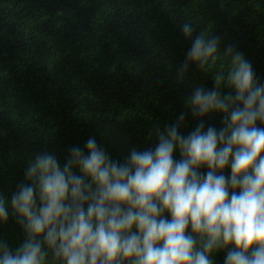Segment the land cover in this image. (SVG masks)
I'll list each match as a JSON object with an SVG mask.
<instances>
[{
	"label": "clouds",
	"instance_id": "1",
	"mask_svg": "<svg viewBox=\"0 0 264 264\" xmlns=\"http://www.w3.org/2000/svg\"><path fill=\"white\" fill-rule=\"evenodd\" d=\"M180 27L192 40L180 74L222 53L230 91L221 94L223 74L196 87L187 101L196 127L182 134L181 113L155 148L132 149L123 163L94 137L63 165L37 154L10 204L0 194V224L11 210L25 234L15 250L0 240V264H213L221 251L224 264H264V84L242 54L221 52L219 37ZM210 114L222 115L219 129H205Z\"/></svg>",
	"mask_w": 264,
	"mask_h": 264
},
{
	"label": "trees",
	"instance_id": "2",
	"mask_svg": "<svg viewBox=\"0 0 264 264\" xmlns=\"http://www.w3.org/2000/svg\"><path fill=\"white\" fill-rule=\"evenodd\" d=\"M184 22L193 38L210 33L221 52L242 54L264 84V0H0V194L9 204L39 153L63 165L71 147L86 151L94 137L123 163L132 149L155 148L157 131L181 113L182 134L196 127L187 101L221 74V94L230 91V57L220 53L214 65H189L181 75L192 43ZM203 122L219 129L223 118ZM0 240L12 250L25 240L11 210ZM225 255L214 254L213 264Z\"/></svg>",
	"mask_w": 264,
	"mask_h": 264
}]
</instances>
